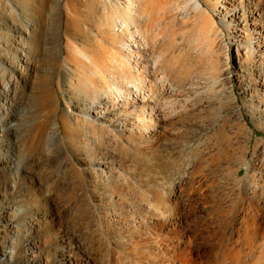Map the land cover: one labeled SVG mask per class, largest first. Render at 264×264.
<instances>
[{
	"label": "rangeland",
	"instance_id": "374dc122",
	"mask_svg": "<svg viewBox=\"0 0 264 264\" xmlns=\"http://www.w3.org/2000/svg\"><path fill=\"white\" fill-rule=\"evenodd\" d=\"M102 1L0 0V138L4 114L12 110L11 97L22 92L20 86L28 77L29 87L23 93L29 97L28 106L32 102L37 109L32 107L36 113L28 117L27 132L38 121L47 124L53 118L36 98V86L50 66L58 73L74 67L66 54L72 48L66 43L100 42L111 50L102 37L101 15L92 9ZM144 1L149 13L147 54L160 56L169 83L192 84L196 89L188 104L196 113L179 120L180 124L188 119L191 131L166 126L163 132L149 133L150 138L142 135L125 141L123 136L109 149H91L87 137L78 135L74 141L64 139L61 161L53 152L40 150L34 156L25 153L26 172L14 162L0 166V264H235L238 257L244 258L242 263L264 264V112L250 116L248 108L257 102L243 99L235 76L242 69L246 75L253 72L244 67H254L249 48L261 38L251 29L252 24H264V0H256L253 9L255 3L244 7L240 0L235 5L202 0L221 38V43L212 44L201 38L193 9L183 8L185 0ZM234 15L239 18L231 29L227 18ZM67 23L74 35L66 33ZM61 46L65 57L55 61ZM213 62L228 67L226 86L234 88L239 102L219 97L221 88L211 79ZM256 67L264 83V63ZM250 84L256 88L251 78ZM61 85L60 80L49 100L74 116H85L76 97L60 95ZM48 88L47 81L44 90ZM234 105L241 110L240 119ZM103 160L104 169L112 173L108 179L100 173ZM155 196L163 200V208L173 210L171 216L165 219L167 213L162 216L155 208ZM69 245L73 257L62 256L60 247Z\"/></svg>",
	"mask_w": 264,
	"mask_h": 264
},
{
	"label": "bare ground",
	"instance_id": "6f19581e",
	"mask_svg": "<svg viewBox=\"0 0 264 264\" xmlns=\"http://www.w3.org/2000/svg\"><path fill=\"white\" fill-rule=\"evenodd\" d=\"M231 1H233V3ZM235 1L236 0H224V2L229 5H235ZM252 1L253 0H240L244 7H251V4L255 3V6L252 7L253 9L258 5V1ZM184 2V6L182 5L183 8H187L188 5L189 8L194 11V14L192 15L193 21L197 31L204 36L201 38H208L211 41V44L216 40L220 41L221 38L218 39L220 35L216 30L217 27L215 28L216 25L213 24L214 20L204 6L203 1L185 0ZM147 4L148 3H145L144 0H103L101 3L92 7L96 12L99 11L101 15L98 17V22L99 26L102 28V37H104V40L110 42L111 50L100 42L95 46H84L83 43H86L84 40L78 42L75 39H73L72 45L66 43L68 48H72V51H67L66 54L67 58L72 61L74 67H64L63 71L58 73L55 69L56 67L54 68L50 66L49 73L44 75L43 72V75L39 77L40 82H38L36 86V98L40 100L44 110L47 109L48 112H52L54 116L52 119L48 120L49 122L47 124L38 121L31 131L29 130V133L27 132V126L29 124L28 117H32L31 114L36 113V111L34 112V109H37V107H34V103L33 106H31L32 102L28 106L29 97H27L26 93H23V90L29 87L28 81H26L29 77L26 78V80L23 79L21 84L22 87L20 86L22 92L11 97L12 110H10V108L4 114L5 118L3 120L5 121V125L2 134L3 136L0 138V166H7L10 165L11 162H14L16 168H20V170L26 172L27 170L24 161L27 155L25 153L31 152L33 154L40 150L53 152L56 161H61L62 152L65 151L63 142H66V140L64 139L69 138L70 141H74L78 135H80V137L81 135L87 137V144L91 149L100 146L109 149L113 148L118 141L122 140L123 136H125V141L130 138L139 139L142 135L146 138H150L151 134L149 133H153V131L163 132L166 126L183 133L191 131L192 125L188 119L184 118L186 121L182 119L183 121H181L180 124L179 120L190 113H196L194 106H191V108L188 106L189 102L192 100V96L197 93L196 89H194L195 91L192 90V84L176 87L175 84L173 85L171 82L169 83L160 56L155 55L150 57L147 54L148 36L145 25H147V22L149 21V13L144 9V5L147 6ZM219 7L224 8L225 10L228 9L224 4H219ZM254 13L256 14V11ZM230 17V19L227 18V25L233 29L232 22L238 20L239 17L236 15ZM252 25L254 27L251 31L257 34L256 38L260 37L264 42V24H258L257 26L254 24ZM105 30L107 32L106 34ZM65 31L68 35H74L69 23L65 25ZM261 40L258 39L255 46L252 47L251 45L249 48L250 63L254 67H244L253 72L246 75L243 73L244 69H242V72L235 73L238 82L241 83L240 87L244 95L243 99L257 102V104L254 103L255 105L253 106L250 104L248 108L250 116L254 115V113L261 114L264 112V83L261 81V77L256 74V69L259 68L256 66L264 63V50L262 49L264 43L261 44ZM218 46L219 45H217V47ZM212 48L213 46L211 47V50ZM101 56H105V58L101 59ZM64 57L65 49L61 46L59 52L56 51L54 53L53 60L62 61ZM211 60H213V58ZM39 68L42 67L39 66ZM211 68L213 71L211 78L212 83L217 84L218 88L219 86L221 88L219 97L227 99L234 98L237 100L236 103L239 102L234 94V88L231 85L226 86L230 83V71L227 72L228 67L218 66L213 62ZM238 69L240 70V68ZM184 74H186V72ZM250 75L253 76L250 77ZM248 76L253 80L256 88L250 87V78L248 80ZM60 80L62 82L60 95L63 98L68 94L72 97H76L78 102L82 104L81 110H83L85 116H74L68 111L67 107L66 110L59 109L56 104H54V101L49 100V97L52 95L57 84H60ZM47 81L48 83L50 82L51 89L53 88L52 90L49 88L46 91L44 90ZM30 85H32V83ZM209 87L211 88V86ZM32 97H34L33 94ZM177 104L178 109L176 110L175 105ZM22 107H26L24 111L21 110ZM32 107H34V109ZM232 107L236 110L235 113L240 119V116L242 115L241 110L238 109L237 105ZM34 114L33 116L35 117ZM37 115L40 117L39 113ZM173 115L176 116L177 119L171 117ZM169 117H171V121H169L168 125L166 123L168 122L167 119ZM260 117L262 116L260 115ZM177 124L179 125L177 126ZM261 152L263 153V151ZM31 153L28 154L30 155ZM40 154L37 155L39 156ZM47 154H49V152ZM99 164L100 166L104 165V167H101L100 171L102 177L108 179V175L111 176L112 173L109 174V172L104 169L107 167L104 164V160L100 161ZM162 201V199H158V197L155 196L153 205L161 212L162 216H165L167 213L164 217L166 219L173 210H171L170 207L163 208L161 206V204H163ZM30 205L31 204H26L27 208L32 206ZM16 208L22 207L17 204ZM15 232H18V230L15 229ZM249 246L252 245L250 244ZM72 248V245H69V247L62 246L59 250H63L62 256L73 257ZM262 251L264 252V249H262ZM246 253H249V250ZM5 257L8 258V255L6 254ZM231 257H233V255H231ZM231 257L230 261L232 260ZM240 259L239 257L237 258V263L235 261L236 259L233 261H235V264H239L241 262ZM224 260L225 259H223V261ZM241 260H244V258ZM245 260H247V258ZM256 261L255 264H257ZM217 262H214L213 264H217ZM249 262L250 264H253V261ZM169 263L171 262L169 261ZM241 264L247 263L241 262Z\"/></svg>",
	"mask_w": 264,
	"mask_h": 264
}]
</instances>
